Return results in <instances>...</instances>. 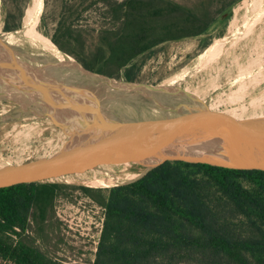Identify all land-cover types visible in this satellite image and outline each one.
I'll use <instances>...</instances> for the list:
<instances>
[{"label": "trees", "instance_id": "trees-1", "mask_svg": "<svg viewBox=\"0 0 264 264\" xmlns=\"http://www.w3.org/2000/svg\"><path fill=\"white\" fill-rule=\"evenodd\" d=\"M236 1L221 0L214 11L206 0L196 7L174 0L109 2L116 26L101 31L93 46L83 30L60 25L47 49L51 79L97 92L109 80L86 73L72 57L89 72L117 77L157 45L204 34ZM22 18L23 11L9 13L5 30L19 29ZM249 107L231 122L264 123V95ZM148 170L136 164L110 189L60 183L0 189V261L61 264L27 234L34 223L45 241L58 198L80 190L104 210L94 264H264V171L183 161ZM111 179L110 173L80 182Z\"/></svg>", "mask_w": 264, "mask_h": 264}, {"label": "rangeland", "instance_id": "rangeland-1", "mask_svg": "<svg viewBox=\"0 0 264 264\" xmlns=\"http://www.w3.org/2000/svg\"><path fill=\"white\" fill-rule=\"evenodd\" d=\"M116 1L122 2L124 0H0V16L2 17H0V39L9 48L19 54L23 53L22 56L26 62L33 64L32 54L35 53L38 30L34 25L29 24L28 19L34 18L35 15V18L36 16L40 17L39 27L48 37V46L51 37L57 34L61 24L63 29L71 27L83 30L85 36L88 37L87 44L93 46V43L98 41L101 31L116 26L111 15L108 14L109 2ZM174 1L188 7H196L203 0ZM206 1L211 4L213 11L220 7L221 0ZM226 1L230 2L232 0ZM245 1L247 0H239L233 3L204 34L162 43L133 60L120 70L117 77L111 78L112 80H109L99 91L95 92L101 103L115 101L119 95L121 100L125 99L128 91L132 93L131 96H134L132 87L139 88V94L143 95L142 93L149 88L155 89L182 69L190 66L215 41L226 37L233 26L239 7ZM20 11H23L21 27L15 31H6L5 23L8 14L11 13L18 17ZM26 39L28 45L23 50ZM257 40L255 45L260 50L262 48L259 37H257ZM252 52L256 53L255 48ZM216 57L206 62L201 69L214 61ZM72 58L79 64L74 57ZM225 82L226 80L222 79L217 84L223 86L226 84ZM188 103L189 107L180 108L185 115L190 110L197 113L200 111V115L204 119H209L207 112L201 110L202 103L192 100ZM249 104L248 100H245L243 105L240 103H225L223 109H231L240 113L243 109H247L251 112L252 109ZM24 110L23 107L14 102L0 99V120H3L4 116L7 117V120L0 122V170L6 168L9 164L26 165L38 158L51 155L48 149L45 150L46 146L41 147L42 141L47 144L48 140L54 136L44 126L47 122L51 123L50 120H45L46 118L31 113L37 120L34 122L32 133H15L17 130L15 131L12 125L21 121L23 118L21 113ZM184 111H187V113ZM245 116H252V114L248 113ZM14 118L21 119L14 120ZM192 121L194 120L192 119ZM6 123H8V126H4ZM70 143L69 141L68 144ZM52 181H57V179ZM60 184L87 187L80 184ZM90 188L110 189L106 187ZM66 194L68 196H62L56 201L55 217L52 226L45 233V241L38 238L34 223H32L27 234L28 239H33L36 245L44 249L51 258L61 264H94L104 223V210L94 204L80 190H70ZM0 264L8 263L0 261Z\"/></svg>", "mask_w": 264, "mask_h": 264}, {"label": "water", "instance_id": "water-1", "mask_svg": "<svg viewBox=\"0 0 264 264\" xmlns=\"http://www.w3.org/2000/svg\"><path fill=\"white\" fill-rule=\"evenodd\" d=\"M78 65L90 75L112 80ZM15 96L18 97L14 99ZM21 98L29 102L27 106L17 103ZM0 99H11L23 107L26 111L21 116L32 113L49 119L71 142V147L53 158L0 170V189L55 183L50 180L84 173L114 158L137 162L149 168L148 172L173 161L264 171V123L242 125L214 118L207 104L202 103L201 110L207 112L209 119H204L200 111L190 110L183 116L188 120L180 128L172 122L159 128H130L118 118L101 117V100L94 91L41 77L35 67L1 39ZM63 109L70 116L62 118L59 111ZM18 119L21 118H14Z\"/></svg>", "mask_w": 264, "mask_h": 264}, {"label": "bare ground", "instance_id": "bare-ground-1", "mask_svg": "<svg viewBox=\"0 0 264 264\" xmlns=\"http://www.w3.org/2000/svg\"><path fill=\"white\" fill-rule=\"evenodd\" d=\"M33 17L28 19V22L34 25L38 33L36 35L35 53L32 54L33 64L31 65L35 67L41 77L51 78V57L47 51L48 37L39 27L40 17L36 16L35 18V15ZM257 37L261 42L262 49L260 50L255 45L258 41ZM27 45L28 40L26 39L23 50L27 48ZM253 48H255L256 53L252 52ZM22 54L21 59L26 61ZM214 57H216L214 61L201 69L206 62ZM222 79L226 80V84L220 86L217 83ZM151 88L140 95L139 88L132 87L134 96H131L132 93L128 91L125 99L121 100L119 95L115 101L101 103V117L109 120L118 118L120 122L130 128H138L139 126L142 128H159L168 122H172L180 128L186 122L183 117L185 113L180 108L189 107L188 102L192 100L207 104L212 117L231 122L240 112L223 109V104L240 103L243 105V102L248 100L249 105H251L264 95V0H247L242 3L233 26L225 38L215 41L190 66L182 69L155 89ZM17 97L15 96L14 99ZM8 101L12 100L8 99ZM27 102L23 98L17 101L23 107L27 106ZM59 115L62 118H67L69 113L67 114V111L63 109L59 111ZM22 117L20 122L12 125V128L17 130L15 133H32L34 122L37 121L36 118L29 113ZM5 120H7L6 116H4ZM6 125L8 126V123L4 124V126ZM44 126L54 136L48 140L47 144L45 141H38H42L41 147L46 146L45 150L48 149L51 155L43 156L37 160L53 158L71 147V143L68 144L69 139L61 129L49 122ZM136 164L139 163L125 158H114L84 173L61 176L54 178L57 181L51 179L50 182L80 184L97 188L109 187L117 183L128 169ZM20 165L24 164H9L6 167ZM110 173L113 175V179L107 183L80 182V179L94 180L96 177Z\"/></svg>", "mask_w": 264, "mask_h": 264}]
</instances>
